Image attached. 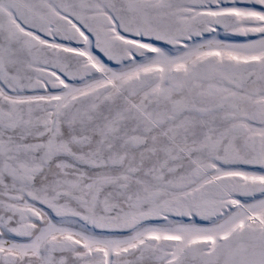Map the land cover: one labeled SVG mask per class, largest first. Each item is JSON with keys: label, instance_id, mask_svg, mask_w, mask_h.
<instances>
[{"label": "snow or ice", "instance_id": "1", "mask_svg": "<svg viewBox=\"0 0 264 264\" xmlns=\"http://www.w3.org/2000/svg\"><path fill=\"white\" fill-rule=\"evenodd\" d=\"M0 264H264V0H0Z\"/></svg>", "mask_w": 264, "mask_h": 264}]
</instances>
